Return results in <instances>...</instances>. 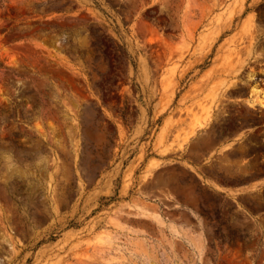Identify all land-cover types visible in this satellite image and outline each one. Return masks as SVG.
Here are the masks:
<instances>
[{"label": "rangeland", "instance_id": "1", "mask_svg": "<svg viewBox=\"0 0 264 264\" xmlns=\"http://www.w3.org/2000/svg\"><path fill=\"white\" fill-rule=\"evenodd\" d=\"M0 264H264V0H0Z\"/></svg>", "mask_w": 264, "mask_h": 264}, {"label": "bare ground", "instance_id": "2", "mask_svg": "<svg viewBox=\"0 0 264 264\" xmlns=\"http://www.w3.org/2000/svg\"><path fill=\"white\" fill-rule=\"evenodd\" d=\"M257 91H258V90H257ZM259 99H260V98H259ZM262 101H263V99H262ZM259 102H260V101H259ZM250 103H251V102H250ZM260 103H261V102H260ZM137 248H138V249H140V248H141V246L139 245V246H137Z\"/></svg>", "mask_w": 264, "mask_h": 264}]
</instances>
